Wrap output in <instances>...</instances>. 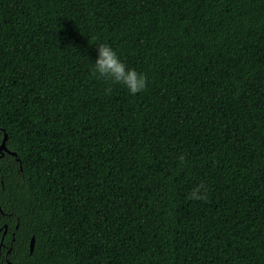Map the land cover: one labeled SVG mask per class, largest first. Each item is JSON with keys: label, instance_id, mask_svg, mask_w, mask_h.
Instances as JSON below:
<instances>
[{"label": "trees", "instance_id": "16d2710c", "mask_svg": "<svg viewBox=\"0 0 264 264\" xmlns=\"http://www.w3.org/2000/svg\"><path fill=\"white\" fill-rule=\"evenodd\" d=\"M4 133L0 264H264V0H0Z\"/></svg>", "mask_w": 264, "mask_h": 264}, {"label": "clouds", "instance_id": "9594fccd", "mask_svg": "<svg viewBox=\"0 0 264 264\" xmlns=\"http://www.w3.org/2000/svg\"><path fill=\"white\" fill-rule=\"evenodd\" d=\"M92 75L110 81L111 84L123 85L131 95L143 91L148 83L146 75L128 68L117 52L106 43L98 44V59L94 63ZM111 91L112 88L107 87L105 94H110ZM178 159L181 165L185 163L184 154H181ZM207 198L208 190L203 183L195 186L187 196V199L192 201H206Z\"/></svg>", "mask_w": 264, "mask_h": 264}, {"label": "water", "instance_id": "95a60500", "mask_svg": "<svg viewBox=\"0 0 264 264\" xmlns=\"http://www.w3.org/2000/svg\"><path fill=\"white\" fill-rule=\"evenodd\" d=\"M6 139H7V135H6V133H4L3 138H2V140L0 142V156L5 151L6 152H9V153H11L13 155H15L14 152H11L9 149H7L6 144H5L6 143ZM0 211H1V208H0ZM5 227H6V225H5ZM4 232H6V228H5ZM33 246H34V236H32L31 239H30V243H29V250H30V252H32Z\"/></svg>", "mask_w": 264, "mask_h": 264}]
</instances>
